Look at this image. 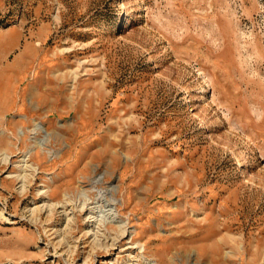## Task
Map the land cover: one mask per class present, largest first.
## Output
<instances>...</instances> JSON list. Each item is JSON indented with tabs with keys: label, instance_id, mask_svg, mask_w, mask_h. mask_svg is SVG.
Returning <instances> with one entry per match:
<instances>
[{
	"label": "rangeland",
	"instance_id": "rangeland-1",
	"mask_svg": "<svg viewBox=\"0 0 264 264\" xmlns=\"http://www.w3.org/2000/svg\"><path fill=\"white\" fill-rule=\"evenodd\" d=\"M0 264H264V0H0Z\"/></svg>",
	"mask_w": 264,
	"mask_h": 264
},
{
	"label": "bare ground",
	"instance_id": "bare-ground-1",
	"mask_svg": "<svg viewBox=\"0 0 264 264\" xmlns=\"http://www.w3.org/2000/svg\"><path fill=\"white\" fill-rule=\"evenodd\" d=\"M184 99L186 100L185 97H184ZM40 127H39V129H40ZM18 131L20 134L23 132L20 130H18ZM28 154H29V152L25 153L23 161H25V162L27 161V156H29ZM237 162L240 163L241 160L238 158ZM243 166H244V164H243ZM244 171H245V166L243 167V172ZM112 191H114V190L112 189ZM79 194H80L79 195L80 197H79V200H77L78 203L77 202H76V204L73 203V205L71 207L72 208V210H71L72 214L70 215L67 212L65 213V216H67V218H66L67 221H71V220L73 221L74 220V208L79 207L78 210L81 212L82 218L85 220V222L88 226L86 228L87 233L91 232L93 234V236L95 237L97 235V232H100V230H106L107 224H110V223H114L116 225L119 236L122 233H124V230H125L124 229V222L120 218V216L118 215L116 205H115L116 199L114 197H112L113 193H110V191H108V190H104V191L98 190V192L95 193L94 197H90L89 195H87V193L85 191H80ZM43 207L37 206V207H35L34 211H36V213H37V211L41 210ZM66 227H67V225H66ZM119 236H117V237H119ZM115 244H116V242H115V240H113L109 245L105 244V247L114 246Z\"/></svg>",
	"mask_w": 264,
	"mask_h": 264
}]
</instances>
